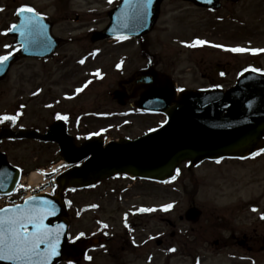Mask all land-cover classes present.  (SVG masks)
I'll use <instances>...</instances> for the list:
<instances>
[{"label": "rangeland", "instance_id": "374dc122", "mask_svg": "<svg viewBox=\"0 0 264 264\" xmlns=\"http://www.w3.org/2000/svg\"><path fill=\"white\" fill-rule=\"evenodd\" d=\"M27 3L44 9L46 14L54 17L57 23L55 34L63 39V44L48 62L19 60L11 68L7 78L0 82V115H15L19 106L27 103L28 107L20 121L25 126L34 125L44 129L51 122L52 108L35 111L29 101L32 94L40 93L47 102L50 98L72 93L73 84H79L83 80L80 75L84 73L85 80L90 83L85 89L86 97L82 102L86 105L85 110L93 113V124L89 125V129H122L110 132V137L133 138L158 127L163 121L160 116H137L129 109L114 108L109 99L95 100L97 94H106L116 88L115 82L120 75L112 70L114 66L121 64L124 77H127L135 70L145 67L148 56L152 58V63L158 70L169 74L178 86L187 88L206 86V81L199 76L195 77V74L196 69L203 72L207 65H215L217 69L225 67L227 74L222 81L225 87L233 85L239 71L246 67L264 71V0L225 2L214 14L195 9L180 0H166L161 7L157 31L144 39L142 47L134 41L91 43L92 33L103 30L108 24V12L114 8L117 0H0V56L8 52L5 45H13L7 31L16 22V9ZM76 16L77 21L74 20ZM197 39L223 47L213 48L209 44L196 48L186 46ZM224 48H243L245 51L233 53L223 50ZM81 59L85 61L84 64L79 63ZM94 72L99 73L98 76H95ZM72 74H75L74 78L70 79ZM80 103L73 100L61 101L64 106L61 107V112H66L70 107L77 111ZM95 114L106 117L115 114L120 120H96L94 118L98 117H94ZM124 121L130 123L122 127L120 124ZM0 150L14 166L23 171L20 185V191L23 192L14 196L15 201L27 194L32 195L36 187L28 186L27 178L30 172L39 168L46 169L43 168L45 161L56 154L53 149L39 150L37 146L27 142L3 141ZM34 163L36 169L33 168ZM211 169L210 164H204L195 171L183 172L179 181L170 185L112 180L93 191L70 196L77 208L98 205L102 209V212L98 209L75 221L76 231L89 228L90 220L96 217L108 225L113 238V242L108 243L104 250L91 253L89 262L82 261L78 264H190L189 259L184 261L179 254V245L186 235L191 240L198 239L199 244L193 253L203 258L201 264H231L229 254L240 253L237 248L218 250L212 245V240L218 232L208 223V209L214 208L211 202ZM234 169L240 174L243 168L235 166ZM219 180L224 183L221 177ZM125 185L131 188L127 190L128 186ZM193 186H198L200 195L197 198L184 196L183 193L192 190ZM236 187L238 188V185L234 186ZM225 191L228 193V190ZM194 200L207 212L206 218L196 225L180 222L179 218L184 216ZM168 204L173 207L167 211L163 210ZM140 207L155 211L148 212L140 221L132 216V223L136 222L137 232L146 235L147 242L140 246L139 243L144 238L136 242L129 241L136 243V249L131 252L132 248L130 250L126 246L125 239H132L133 235L124 230V213L138 210ZM165 220L172 222L176 228H170ZM125 223H129V220ZM144 224L147 229L142 228ZM192 228L195 231H192ZM172 231L176 234L173 237ZM158 239L163 242L160 246L156 245ZM111 246L117 247L108 256ZM167 246L175 251L167 253ZM181 251L183 252L182 249Z\"/></svg>", "mask_w": 264, "mask_h": 264}, {"label": "water", "instance_id": "95a60500", "mask_svg": "<svg viewBox=\"0 0 264 264\" xmlns=\"http://www.w3.org/2000/svg\"><path fill=\"white\" fill-rule=\"evenodd\" d=\"M163 0H151L146 9H138L140 0H125L121 12L110 13L112 24L93 41L116 36L140 37L152 29ZM203 6L202 1L186 0ZM211 8L218 0H212ZM238 1V0H232ZM50 45H48V48ZM26 54L44 56L48 53H18L5 65H0V79L7 72L11 62ZM143 90L134 106L143 111L161 113L166 116V124L155 132L135 141L120 140L103 146L102 141L89 140L74 148L65 134L63 126L53 125L50 131L39 136L32 132L0 131L4 138H30L45 142H57L61 155L69 165L82 161L80 167H73L52 182L57 186L55 196L38 195L35 201L48 200L55 205V214L45 219L52 229H59L60 255L52 264L75 263L80 260L87 246L94 244L84 240L75 244L67 241L68 223L63 192L67 188L81 189L97 184L116 175L131 179L165 182L175 176L177 168L189 161V169L205 160L224 158H247L264 148V74L247 71L239 76L236 84L225 92L219 89L176 93L174 83L166 76L148 68L134 74L129 80L119 84V90L112 97L125 105L127 97ZM20 171L11 167L4 154L0 153V195H9L15 189ZM28 199V207L36 206ZM25 202L20 207H24ZM17 207V206H16ZM15 208V207H12ZM6 208V209H12ZM188 214H193L189 211ZM0 215H3L0 211ZM197 215V214H195ZM63 226V227H60ZM28 231H32L31 226ZM0 264H11L0 260Z\"/></svg>", "mask_w": 264, "mask_h": 264}, {"label": "flooded vegetation", "instance_id": "af4514ba", "mask_svg": "<svg viewBox=\"0 0 264 264\" xmlns=\"http://www.w3.org/2000/svg\"><path fill=\"white\" fill-rule=\"evenodd\" d=\"M190 5L191 7L193 6L192 4ZM194 8L210 13V11L199 9L195 6ZM35 12L38 15L44 17L49 22L51 33L52 29L56 26L55 19L47 18L44 9H35ZM60 47H62V43ZM112 70H115L117 75H120L115 82L116 85L119 81L126 79V77H124L125 74H123V70L121 71V68H112ZM200 71L201 70L196 69L195 77L199 76L203 81H206V85L210 86L213 83H218L216 81L217 70L215 69V67L207 65L204 71H201L202 73H200ZM74 75L75 74L70 75L69 78H74ZM80 76H82L83 80L79 84H73V91L71 90L72 93L59 95V98H50L47 102L45 99H43L44 96L40 93L33 96L29 101L32 102L34 110L39 111L43 108H52L51 123L56 120L57 115L63 114L64 116H67L68 120L66 122L68 133L73 137L76 146H79L89 135H100L101 137H103V139L108 137V140H115L116 138H119V136L109 137L108 135L112 131L122 129H103L99 132H96V129V131H93V129H89V125L93 124V120L91 117V114L93 113L85 110L86 105L82 102V99L86 97L85 90L80 93L76 92V89L83 87L84 84V73ZM111 92L112 91H107L106 94H97L95 96V100L97 101L99 100V98H103V100L109 99L114 108H116L117 106L115 104V101L111 100L110 98ZM70 100L81 102L78 106V110L76 111V109L70 107L66 110V112H61V107H64L61 104V101L70 102ZM131 101L133 100L128 101V104L125 108L131 109ZM22 107L24 112L26 111L28 104L24 103ZM131 111L136 112L134 109H131ZM56 112L59 113L55 114ZM140 114L144 115L143 113ZM97 115L98 114H95L94 117H98ZM115 118V120L108 121L117 122L120 120V118L118 117ZM94 119L104 121L103 116ZM48 126H46L43 130L38 131L44 133L48 129ZM28 128L37 130L38 127L31 125L28 126ZM29 143H34L39 150H56V154L48 158L44 163V166L56 165L55 167H52V169L48 170L52 176L60 173L64 169L62 168V166H59L56 163L58 159L59 161L61 159L57 152L58 147L56 144H46L41 142ZM35 161H37V158L35 159ZM250 162H257V159ZM220 177L224 183L220 182ZM235 185H238V188H234ZM225 190H228V193H226ZM183 195L187 197L197 198L198 195H200V191L198 188H193L192 190L186 191L185 194L183 193ZM211 202H213L214 208L208 209L210 212L208 214V223L212 225V227L218 232L215 239L212 240V244L217 247V249L222 250L237 247V250L240 253L233 254L234 257H236V260L239 259V262H237L236 264H249V262L251 264H264V220L260 219V217L264 215V166L260 164L259 166L257 164H250L248 168L244 167L241 170V173L238 174L232 167L223 169L221 168V165H215L213 169V189L211 190ZM223 202H225V204H223ZM220 203L223 205H220ZM193 205V207H196L200 210V214L198 215L197 221L195 222L196 225L201 219H203L204 217L206 218L207 212H204L203 209L196 204L195 200L193 201ZM253 208L256 209L255 212L252 211ZM98 209L100 210V212H102L100 206L94 207V210L97 211ZM84 210L85 208H83L81 211ZM90 212L94 211L92 210ZM86 213L88 212H84L83 214ZM81 215L82 214L77 213L74 200H68V221L70 224L69 232L73 235V238L79 236L80 233H83V235L79 238L103 237L105 235H108V233L110 232L107 227H103V225L107 224L103 220L96 217L90 220L89 228L76 231L75 221H77ZM142 218V215H140L138 220L140 221ZM179 220L183 222V219L181 217L179 218ZM135 224V222L132 224L131 230L126 227L124 229L127 233L130 231V234L133 235L132 239H125L126 246L130 248V250L132 248L131 252L136 249V246L134 245V243H131L129 241L136 242L138 240H141L142 238L146 239V235L144 236L143 233L137 232ZM172 227L174 228L175 226L172 225ZM142 228L147 229L146 224H144ZM191 230L195 231L194 228H192ZM174 235L175 233H171V237H173ZM110 238L111 240L109 243L113 242V238ZM198 244V239L193 238V240H191L187 235L183 238L182 242L179 245V254L184 259V261H187L189 259L191 261L190 264H200V262L202 261L200 255H198L197 253H193V250L196 249ZM139 245L141 246V243H139ZM111 247L112 248L108 247L110 248L108 256H110L111 253L116 250L117 246ZM104 248L106 247L102 245L95 248L96 250L92 251H101L104 250ZM181 249L183 250V252L181 251Z\"/></svg>", "mask_w": 264, "mask_h": 264}, {"label": "snow or ice", "instance_id": "6c2138e0", "mask_svg": "<svg viewBox=\"0 0 264 264\" xmlns=\"http://www.w3.org/2000/svg\"><path fill=\"white\" fill-rule=\"evenodd\" d=\"M150 3L151 0H140L138 9H146ZM17 14L22 18L19 25L21 35L27 34L28 37H31V40L26 42H36V38L42 36L44 33V26L39 23L43 18L39 17L35 10L28 6L19 8ZM16 28L17 25H11L9 30L15 31ZM205 44L206 41L197 39L192 44L186 46L195 48ZM210 46L213 48L223 47L215 44ZM223 50L233 53L245 51L243 48H224ZM9 58L10 55L0 56V65L5 64ZM84 62L83 59L79 61L80 64H84ZM252 71L256 70L253 69ZM88 83L90 81L85 83L83 87L77 88L76 92H82L88 86ZM16 119L17 116L15 115H4L0 116V123L5 121L15 123ZM56 119L67 121L68 117L57 115ZM256 155H261V153L258 152ZM64 167L68 166L64 165ZM177 175H179V169H177ZM31 203L36 206L28 207L29 201H25L24 207L17 206L12 209L0 210L3 213V215H0V260L9 261L11 264H52L53 258L60 255L59 244L62 233L59 229L54 230L48 227L44 222L49 215L55 214V205L48 200L37 203L35 198L31 199ZM172 207L173 205L168 204L163 210L167 211ZM139 211L142 213L152 212L155 209L141 208ZM252 211L255 212L256 209L253 208ZM260 219L264 220V215ZM29 226H31L32 231L27 230ZM103 227L106 228L107 225H103ZM125 227H127V224H125ZM82 235L83 233H80L76 239H79ZM170 251H175V249H171Z\"/></svg>", "mask_w": 264, "mask_h": 264}, {"label": "bare ground", "instance_id": "6f19581e", "mask_svg": "<svg viewBox=\"0 0 264 264\" xmlns=\"http://www.w3.org/2000/svg\"><path fill=\"white\" fill-rule=\"evenodd\" d=\"M42 182V177L39 176L36 172H32L27 178V183L31 187H35Z\"/></svg>", "mask_w": 264, "mask_h": 264}]
</instances>
